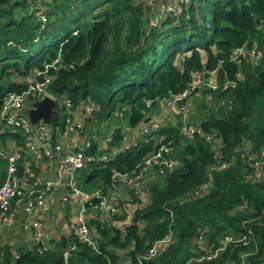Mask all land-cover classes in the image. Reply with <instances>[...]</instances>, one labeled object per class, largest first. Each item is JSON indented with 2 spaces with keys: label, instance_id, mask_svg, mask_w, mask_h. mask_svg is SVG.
Listing matches in <instances>:
<instances>
[{
  "label": "trees",
  "instance_id": "obj_1",
  "mask_svg": "<svg viewBox=\"0 0 264 264\" xmlns=\"http://www.w3.org/2000/svg\"><path fill=\"white\" fill-rule=\"evenodd\" d=\"M146 2L0 0V107L8 94L26 91L17 79L55 63L46 91L68 99L72 109L92 104V120L114 125L110 146H115L149 121L147 113L156 102L198 89V81L211 74L217 86L190 95L199 103L201 135L185 138L180 124L169 121L101 163L103 135L88 128L87 134L99 140L85 150L93 161L76 172V185L83 192L101 187L106 194L127 189L126 198L115 201L122 213L90 219L91 244L69 230L30 250L2 245L0 264H241L244 255L246 264L264 261V165L262 180L256 182L246 160L235 153L242 140L251 144V153L264 146V0H188L178 19L167 16L159 26L163 14ZM244 47L261 57L231 61L232 53ZM146 101L152 102L150 109ZM161 115L164 122L169 118L163 109ZM117 120L124 126H115ZM51 124L61 125L54 116ZM209 134L219 139L221 161L203 139ZM10 140L21 141L19 132L0 129V143ZM163 145L179 166L152 177L148 205L127 209L137 189L121 183L111 189L112 175L137 172L143 158ZM218 162L228 163L227 168L217 171ZM5 177L0 157V186ZM227 236L245 241L200 260L202 246H216ZM165 238L170 242L144 260Z\"/></svg>",
  "mask_w": 264,
  "mask_h": 264
},
{
  "label": "built area",
  "instance_id": "obj_2",
  "mask_svg": "<svg viewBox=\"0 0 264 264\" xmlns=\"http://www.w3.org/2000/svg\"><path fill=\"white\" fill-rule=\"evenodd\" d=\"M146 3L150 8H159L167 16L176 20L181 16L182 5L187 4L188 0H147ZM253 56L255 58L261 57L260 52L244 47L236 49L230 56V60L236 62L239 58ZM50 69H55V63L46 66L43 71H34L29 77L17 79L16 83L26 85V91L20 94H8L1 103L0 129L18 131L21 141L10 140L5 145L0 143V157L6 163V177L0 186V228L3 230L10 229L15 224L17 215L21 214L28 217L30 222L29 226L25 225V228L30 229L38 244L45 245L49 241L50 235L47 221L43 217L34 219V213L40 207L46 214L55 215L56 207L60 205L61 207H68V211L73 217L67 232L72 230L79 241L91 244L92 236L88 229V221L95 217L93 214H100L99 217L101 218L102 214L110 213L113 215L117 213V209L112 207L101 187L90 194L81 191L75 183L74 174L84 169L87 162L93 161V156H87L85 150L99 140L94 134H87V129L90 128L89 121L92 120L91 114L95 109L90 103L77 105L75 109H72L71 102L65 99L61 106L65 112L60 120L59 111L56 108L57 98L46 91V87L53 78L49 74ZM202 80L201 86L206 90L214 91L217 89L212 74L211 77ZM197 90H185L173 95V101L170 103L167 112L169 118L164 122L146 117L149 121L130 130L129 136H126L128 141L123 139L117 145L110 146L113 145L111 140L113 130H111L108 136L99 140V144H101L98 146V150L104 152L98 156L97 160L101 163L108 162V155L116 156L128 150L136 144L137 138L146 137L151 132L159 130L169 121L173 125L180 124V135L185 138H191L197 134L201 135L200 120L193 125L189 115L190 108H193L191 100H189L190 95ZM45 96L53 100L54 110L58 113L57 119L61 125H47L42 121L31 124L26 116L25 113L31 105ZM205 99L209 98L205 96ZM163 104L164 102L160 103L161 109H163ZM145 106L150 109L152 102L146 101ZM203 139L211 149L212 147L216 148V157H221L218 151L220 145L217 136L214 134L204 135ZM250 150L251 144L242 140L235 153H239L248 163L251 168L250 178L256 182L261 181L264 146L255 153H251ZM172 154L170 147L160 146L155 153L143 158L142 163L136 167L137 172L113 174L110 188L115 189L120 183L125 187L132 188L136 183L143 184L144 181L142 182V180L150 173L155 174L150 175L152 179L156 175L164 176L166 173L174 171L179 166V162ZM227 166L228 163L226 162H218L215 169L222 171ZM48 173L52 175L51 179L46 178L47 175L49 176ZM55 192L60 196L59 201L56 202L52 196V193ZM193 194L194 197H197L199 191H195ZM93 200H96L97 203L94 204ZM76 202L78 207L75 206V210H72ZM17 205L20 207L19 212L14 209ZM202 241V236H198V243H202ZM243 241H245V237L235 239L227 236L217 246L210 244V252L205 250L204 257L200 260H211L223 252L227 244ZM169 242V238H165L154 243L144 260L154 257L159 249ZM245 257L246 255L241 257V264H246ZM139 263L142 264V261L140 260ZM225 264L235 263L226 262ZM257 264H264V261Z\"/></svg>",
  "mask_w": 264,
  "mask_h": 264
},
{
  "label": "crops",
  "instance_id": "obj_3",
  "mask_svg": "<svg viewBox=\"0 0 264 264\" xmlns=\"http://www.w3.org/2000/svg\"><path fill=\"white\" fill-rule=\"evenodd\" d=\"M157 14H160L159 11L157 12ZM167 113V112H165ZM162 119L164 118V115H161ZM157 120H161V118H157ZM127 131H129L127 129ZM103 135V134H102ZM101 135V136H102ZM104 137V135H103ZM47 179L50 178V176H46ZM144 184V183H143ZM143 189V187H141ZM140 189L139 191L136 190V192L134 193L135 195H139L140 191L142 190ZM119 191H115L112 192V194L109 193L110 195V204L112 205L113 202L117 201V199H125V193L123 192L120 193ZM148 190V189H147ZM71 192V191H69ZM106 194V192L104 193ZM53 196V200L59 201L60 196L57 192L52 193ZM106 196V195H105ZM139 198H142L143 196V191L141 192V194L139 195ZM106 198L108 199V197L106 196ZM130 200V198H129ZM150 203V200H145L144 202V206L148 205ZM19 206H15L14 209L17 210V212H19ZM56 214H52V215H48L46 214L42 208L38 207L37 210L34 213V219L37 218H45V220L47 221V225H48V231L50 233L49 235V240L51 239H58L61 235H64V233L67 232V228L68 226H70L68 224V222H70L68 220V214H69V208L65 206L61 207L60 205L56 207ZM30 222L28 217L22 216L21 214L17 215V220L15 222V224L8 230H3L0 228V246L5 245V244H9L11 246H13L14 250L18 249V248H24L27 250H30L31 248H33L34 246H36L38 244V242L36 241V239L33 237L30 229L25 228V225L29 226ZM68 224V226H67ZM7 233L8 236H6L3 233ZM27 232V233H26Z\"/></svg>",
  "mask_w": 264,
  "mask_h": 264
},
{
  "label": "rangeland",
  "instance_id": "obj_4",
  "mask_svg": "<svg viewBox=\"0 0 264 264\" xmlns=\"http://www.w3.org/2000/svg\"><path fill=\"white\" fill-rule=\"evenodd\" d=\"M157 10L159 11V13L160 14H163V17L161 18V19H158V21H157V26H159L161 23L160 22H162L166 17H167V15L165 14V12L164 11H162L161 9H159V8H152V11H154V12H157ZM155 21V20H154ZM154 23V22H153ZM154 25V24H153ZM203 56H204V54H203ZM203 81V80H202ZM201 84H202V82H201V80H199L198 81V84H196L195 85V88H198V89H200V90H202L201 88H203V89H205L204 87H202L201 86ZM206 90V89H205ZM198 91V90H197ZM63 98V97H62ZM62 98H57V103H56V108L58 109V111H59V119L61 120V117H63L64 116V110H62V108H61V106H62V104H63V99ZM198 98H199V96H198ZM189 101V100H188ZM206 101H209V99H206ZM205 101V102H206ZM191 103H192V105H193V108H192V110H191V108H190V111H189V115H190V117H191V120H192V124L194 125V124H196L197 123V121H198V119L200 118V114H201V112H200V110L198 109V106H199V103L198 104H194L195 103V100L194 99H192L191 100ZM207 103V102H206ZM195 105V106H194ZM161 111H162V109H161V105H160V103H158V102H156V104H155V106H153L152 107V109H150L149 111H148V113H147V115L148 116H146V117H150L151 119H153V120H155V119H157L158 117L159 118H162V116H161ZM125 121L124 120H117V122L115 123V126H120V127H123L124 126V123ZM99 123L96 121V120H91V121H89V126H90V128H92V129H94V128H96V129H98V132H100L101 131V133L104 135V137H106V136H108L109 135V132H111V130L113 129V127H114V125H107V123L106 124H103V125H98ZM6 130H8V129H6ZM247 148V147H246ZM245 148V149H246ZM212 150L215 152V150H216V148L215 147H212ZM220 149L218 148V151H219ZM218 159V161H221V157H218L217 158ZM49 174V176H50V178L49 179H51L52 178V175L50 174V173H48ZM150 174H153V173H150ZM150 174H148L147 175V177L144 179V180H142V182L144 183V184H139V183H136V185L134 186V191H135V189H137L138 191L140 190V189H142L141 187H143V189L140 191V193H139V195L141 194V192L143 191V196H142V198H139L140 196L139 195H135L134 194V192H133V194H134V196H133V194L132 195H130V199H131V204H129L128 206H127V209L128 208H137V207H139V208H142L143 206H144V202H145V200H149L150 199V195H149V193H148V190L147 189H149V186H150V181H151V178H150ZM78 177V175H77V173H75L74 174V178H77ZM76 183V182H75ZM127 188V187H126ZM129 189H131V188H129ZM95 191V190H94ZM73 192V191H72ZM123 192L124 193H127L128 194V190L127 189H125V188H123ZM88 193H90V194H92V191H89ZM107 197H108V199L110 200V195L107 193V194H105ZM107 199V200H108ZM135 199L136 200H138L139 202H140V204H139V202L138 201H135ZM75 206L76 207H78V204H77V202L73 205V208H72V210H75ZM112 207H115L116 209H117V214H121L122 213V211L118 208V205L116 204V202H113V204H112ZM127 211V210H126ZM74 212V211H73ZM93 215H95V217H99L100 216V214H93ZM103 216H104V214H102V216H101V218H103ZM68 220L70 221V222H68V224L69 225H71V223H72V221H73V217L71 216V214L69 213L68 214ZM68 224H67V226H68ZM68 227H70V226H68ZM89 229V228H88ZM3 234H5L6 236H8L7 235V233H3ZM217 246V245H216ZM201 250L202 249H205L206 251H208V252H210V246H208V247H206V248H204V246H202L201 248H200Z\"/></svg>",
  "mask_w": 264,
  "mask_h": 264
},
{
  "label": "water",
  "instance_id": "obj_5",
  "mask_svg": "<svg viewBox=\"0 0 264 264\" xmlns=\"http://www.w3.org/2000/svg\"><path fill=\"white\" fill-rule=\"evenodd\" d=\"M154 25L150 26V30ZM229 84L226 83L225 87ZM173 101V96H170L163 104L164 112H168L169 105ZM26 116L28 117L31 124L36 121H42L47 125L51 124V117H58V113L54 110V102L49 97H43L40 101H37L31 105V107L26 111Z\"/></svg>",
  "mask_w": 264,
  "mask_h": 264
}]
</instances>
